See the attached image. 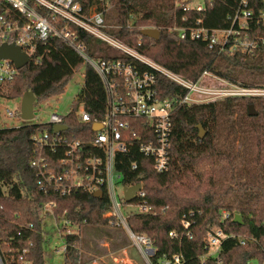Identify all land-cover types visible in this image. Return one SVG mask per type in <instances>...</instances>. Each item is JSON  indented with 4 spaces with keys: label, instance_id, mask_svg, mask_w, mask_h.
<instances>
[{
    "label": "trees",
    "instance_id": "trees-1",
    "mask_svg": "<svg viewBox=\"0 0 264 264\" xmlns=\"http://www.w3.org/2000/svg\"><path fill=\"white\" fill-rule=\"evenodd\" d=\"M237 0H219L204 15L185 12L182 0H103L104 21L112 28L107 33L120 43L153 63L196 82L210 72L226 82L245 87H264V29L250 26L248 34L261 38L255 49L233 56L209 49L201 41L181 39L172 29L185 30L191 20L202 18L207 28L227 26L225 16ZM84 12L100 11L97 0H76ZM185 17L189 22H185ZM159 31L157 39L139 35L142 29ZM87 56L96 59L129 61L143 69L137 61L103 53L104 44L83 31L71 28ZM251 36V35H250ZM110 48V47H108ZM111 49V48H110ZM39 64L29 62L16 78L0 86V97L19 99L29 91L39 105L61 95L84 65V86L72 103V110L82 105L91 117L103 113L104 91L98 76L66 44L50 40L37 44ZM158 98L174 100L185 90L164 77L156 76ZM252 105L256 116H248ZM66 124L70 132L82 128L74 115ZM170 157L168 172L143 171L145 199L123 206L145 202L156 214H130L129 230L143 234L156 249V259L181 254L185 264H264V99L233 98L195 106L175 105L171 114ZM205 135L198 138L197 126ZM37 125L0 129V264H46L47 239L43 223L52 215L64 238V264H81L79 236L67 233L69 227L115 226L107 217L110 201L103 191L95 198L84 191L66 197H55L39 189L35 171L29 162L33 152L31 134ZM87 134L90 129L87 127ZM52 205L46 209L47 205ZM238 215L222 219L221 213ZM183 221L189 222L191 239L184 236ZM219 228L226 234L250 239L240 246L235 239L223 240L217 257L206 258V233ZM176 238H169V233Z\"/></svg>",
    "mask_w": 264,
    "mask_h": 264
},
{
    "label": "built area",
    "instance_id": "built-area-1",
    "mask_svg": "<svg viewBox=\"0 0 264 264\" xmlns=\"http://www.w3.org/2000/svg\"><path fill=\"white\" fill-rule=\"evenodd\" d=\"M97 1L102 10L84 12L76 0H0V45L19 47L28 56V63L37 65L41 61V56L36 55L37 44L62 41L95 72L105 96L104 110L99 118L91 117L79 105L77 110L71 108L64 116L52 113L47 123L36 124L40 129L31 134L30 168L36 172L39 189L45 194L66 197L76 191L90 194L104 191L111 206L107 217H113L125 230L143 264H185L181 254L153 261L156 249L150 239L132 233L126 219L133 213L155 215L156 211L141 202L134 206L136 210L124 215L122 207L125 206L121 204L124 189L139 185L134 199H145L143 171L150 169L162 174L170 169L171 114L175 105L190 107L233 98L264 99V87L233 85L210 72H204L196 82L184 80L110 36L107 30L112 27L104 21L107 8L103 0ZM183 1L185 12L204 15L219 0H203L202 4L194 6L190 4L192 0ZM185 22H189L186 17ZM225 22L224 28H207L199 18L191 20L185 30L172 31L181 39L204 42L209 49H218L227 56L250 53L261 38L250 36L247 31L251 25L264 29V0H237L226 14ZM71 28L83 31L149 70L129 61L87 56L85 47L77 42ZM18 71L9 60H0V86L12 82ZM157 75L185 90V94L174 100L159 99ZM7 115L12 117L13 113L7 112ZM71 115L82 127L77 132H70L66 124ZM95 124L100 128L93 130ZM53 126H66V130L54 132ZM87 127L90 134H87ZM118 190L121 197L117 195ZM50 207L49 204L46 209ZM221 216L222 219L234 218L226 212ZM183 227L185 238L190 240L189 222L183 221ZM168 236L177 237L172 232ZM225 239H235L240 246L250 241L246 236L212 228L206 233V253L201 261L217 257Z\"/></svg>",
    "mask_w": 264,
    "mask_h": 264
},
{
    "label": "rangeland",
    "instance_id": "rangeland-1",
    "mask_svg": "<svg viewBox=\"0 0 264 264\" xmlns=\"http://www.w3.org/2000/svg\"><path fill=\"white\" fill-rule=\"evenodd\" d=\"M202 3L203 0H192L190 2L191 6ZM98 7L102 6L99 5ZM97 47L103 53L118 55L117 51L108 48L105 44H99ZM84 70L83 65L76 71L61 95L39 105H33L34 114L33 119L30 121H23L20 118L21 98L8 100L0 97V129L47 123L52 113L60 116L68 114L72 103L83 89ZM7 112L13 113V116L9 117ZM117 195L121 197L119 190ZM134 210L136 208L133 205L122 207L124 215ZM43 230L47 239L45 244L46 264H64V238L52 215L46 217ZM67 230L68 234L77 235L80 238L78 248L81 264H143L140 255L131 245L121 225L115 223V226L106 227L79 226L69 227Z\"/></svg>",
    "mask_w": 264,
    "mask_h": 264
},
{
    "label": "water",
    "instance_id": "water-1",
    "mask_svg": "<svg viewBox=\"0 0 264 264\" xmlns=\"http://www.w3.org/2000/svg\"><path fill=\"white\" fill-rule=\"evenodd\" d=\"M139 35L142 37L155 40L159 36V31L151 28L142 29L139 31ZM0 60H9L14 64V67L17 70H20L26 65H28V56L24 52H22L19 47L15 45H5V44L0 45ZM35 102H36L35 96L29 91L23 93V95L21 96L20 118L23 121H30L33 119V105L35 104ZM247 109H248L247 112L248 116L250 117L256 116V112L252 105H249ZM99 128H100L99 124H95L93 126V130H97ZM197 129H198V138L203 139L205 135L204 130L199 125L197 126ZM64 130H66V126H53L54 132L64 131ZM139 190H140L139 185L124 189L123 201L125 203H131L132 201H134L135 193L138 192ZM92 195L95 198H99L101 197L102 194L100 191H98L93 193ZM233 221L236 223H240L241 219L238 215H235Z\"/></svg>",
    "mask_w": 264,
    "mask_h": 264
}]
</instances>
